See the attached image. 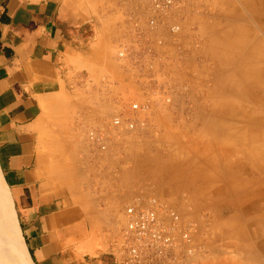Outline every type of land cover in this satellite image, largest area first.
Segmentation results:
<instances>
[{
	"label": "rangeland",
	"instance_id": "374dc122",
	"mask_svg": "<svg viewBox=\"0 0 264 264\" xmlns=\"http://www.w3.org/2000/svg\"><path fill=\"white\" fill-rule=\"evenodd\" d=\"M64 4L83 19L78 35L91 49L69 57L71 81L43 104L39 149L59 184L77 195L82 217L90 216L86 193L100 176L124 193L113 228L96 222L67 236V262L113 252L124 208L153 198L193 223L191 264H264V103L243 93L251 79L241 73L264 82V0H189L173 18L177 34L144 29V41L160 36L169 45L134 64L116 56L117 45L134 34L135 8L127 0ZM222 39L230 54L220 55ZM135 69L151 78L145 93ZM145 96L148 111L130 110ZM115 116L132 118L134 129L114 128ZM91 130L105 134V148L89 139ZM7 221L0 199V228ZM12 236L6 248L0 241V264H25L24 236L15 239L23 256Z\"/></svg>",
	"mask_w": 264,
	"mask_h": 264
},
{
	"label": "crops",
	"instance_id": "0c3cea01",
	"mask_svg": "<svg viewBox=\"0 0 264 264\" xmlns=\"http://www.w3.org/2000/svg\"><path fill=\"white\" fill-rule=\"evenodd\" d=\"M64 1L0 0V178L34 264H115L112 252L68 263L63 243L85 225L113 228L123 191L100 176L82 217L77 195L47 169L38 145L43 104L71 81L69 57L91 49L78 35L83 19Z\"/></svg>",
	"mask_w": 264,
	"mask_h": 264
},
{
	"label": "built area",
	"instance_id": "2783aa9c",
	"mask_svg": "<svg viewBox=\"0 0 264 264\" xmlns=\"http://www.w3.org/2000/svg\"><path fill=\"white\" fill-rule=\"evenodd\" d=\"M127 2L135 8L129 14L134 34L129 40L117 45L116 56L119 60L134 64L143 55L147 56L148 54L149 57H156L160 49H164L167 45L160 36L151 41H144V36H141L144 29L154 34L165 30L173 35L177 34L180 31V24L173 18L181 16L182 10L189 0H127ZM172 46L176 47L175 43H172ZM139 47L144 50L140 56L133 51ZM150 62L151 60H149ZM135 70L134 80L136 83L141 82L139 85L146 89L143 91L145 93L149 87L145 85L151 78L141 76L138 69ZM129 106L133 112L148 111V96L131 101ZM112 126L118 129L132 130L135 123L130 117L115 116L112 119ZM88 137L100 148H105L106 136L102 131L91 130ZM123 221L124 227L121 230L120 241L110 253L115 264L192 263L191 231L194 226L192 222L182 220L174 208L163 206L153 198H137L124 208Z\"/></svg>",
	"mask_w": 264,
	"mask_h": 264
},
{
	"label": "bare ground",
	"instance_id": "6f19581e",
	"mask_svg": "<svg viewBox=\"0 0 264 264\" xmlns=\"http://www.w3.org/2000/svg\"><path fill=\"white\" fill-rule=\"evenodd\" d=\"M216 30H217V28H216ZM227 42H228V40H226V39H222L220 41V47H219L220 48V50H219L220 55H222V53H227L230 51L231 46H229ZM235 46H237V45L235 44ZM236 53L234 55H236ZM229 54H230V52H229ZM241 73L243 74V77H244L243 81L247 82L249 78L251 79L250 85L246 87V89L243 91V93H245V92L249 93L251 95V98H253V99L257 98L259 103H264V82H262V80L259 79L255 73L246 74V73H243L242 69H241ZM231 87L234 88L232 85H231ZM238 92H239V90H238ZM256 95H257V97H256ZM0 199H1V203L3 204V207L5 209L6 218L8 220L7 221L8 225L5 223L4 227L0 228V241H2V243H3V244L2 243H0V244L4 245V248H6V244L8 242V234L10 233V231L15 234L14 237H16L17 239L22 238V236H21V230H20L19 224H18V222L14 216V213H13V210H12V207L10 204V200L8 197L7 190L3 184V181H1V178H0ZM12 238H13V236H12ZM15 239L13 238L14 244L16 243ZM15 246H16V244H15ZM16 248H17V251L19 252V254L21 256H23V254H24L23 250L21 248H19L18 246H16ZM25 254H26V256L24 257L25 264H29L28 261H30L33 264L28 253L25 252ZM3 255H5V254H3ZM3 255H2V258H0V263H3V260H5V258H6V256H3ZM3 257H5V258L3 259ZM7 259H8V257H7Z\"/></svg>",
	"mask_w": 264,
	"mask_h": 264
},
{
	"label": "trees",
	"instance_id": "16d2710c",
	"mask_svg": "<svg viewBox=\"0 0 264 264\" xmlns=\"http://www.w3.org/2000/svg\"><path fill=\"white\" fill-rule=\"evenodd\" d=\"M25 241L27 242L26 238H25ZM29 253H30L31 257H32V253H31V251H30V250H29ZM32 259H33V257H32Z\"/></svg>",
	"mask_w": 264,
	"mask_h": 264
}]
</instances>
